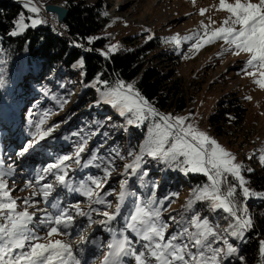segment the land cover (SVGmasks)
Returning <instances> with one entry per match:
<instances>
[{
	"label": "rangeland",
	"instance_id": "obj_1",
	"mask_svg": "<svg viewBox=\"0 0 264 264\" xmlns=\"http://www.w3.org/2000/svg\"><path fill=\"white\" fill-rule=\"evenodd\" d=\"M35 1L41 6L42 9L40 10H44L47 4L65 7V0ZM77 1L84 2L87 5L100 1L102 5L103 29L98 37L106 38V45L101 49L98 48V53L101 56H105L101 53L108 52V49L113 45L116 46V51L112 53H116L140 47L151 40L155 41V45L158 47L148 52V58L152 65L162 70L169 77L167 86H176V89L171 90L173 99L170 106L164 112L158 111L159 113L171 114L174 117H188V123L193 124L200 131L206 132L235 155L236 163L251 169H260L264 166L259 160V156L264 154V89L254 84L252 77L245 75V62L248 57L245 54L234 55L231 50H227V46L223 41L219 40L194 49L192 44L196 42L195 40H181L180 44L177 45L171 42L170 39L177 34L181 37L191 36L194 33L202 35L201 21L208 24L209 17L215 21L211 28L219 27L221 21L228 15L226 12L217 11L213 7L218 6L219 0H195V3H193V0ZM202 8L208 9L203 16L199 14ZM38 15L39 17H31L40 19L42 23L33 28L41 24L54 29H56L55 26H59L61 32L56 29L55 33L61 37L65 36L57 17L51 15L47 17L45 11ZM44 17L47 21L44 20ZM25 22L30 24V20L26 21L25 19ZM112 53H109V55ZM15 76L16 74L12 77L9 92L11 104L17 113L15 119L5 121L8 136L0 143V171H7L9 165L13 166L14 175L11 177L6 176L5 179L8 181L9 188L14 189L12 192L13 198L17 199V203L21 208L24 207L23 199L30 197L33 191L39 193L44 184H53L55 191L48 197L47 203L42 195L32 197V201H38L36 208L46 209L50 212L55 211L50 207L54 200L59 203L61 208H68L75 217L74 224L65 230L69 235L57 238L65 239L73 245L74 250L77 247L81 249L83 259L87 264H103L109 251L107 245L116 235V232L106 230L105 226L100 224L99 221L105 219L102 215L104 211L112 213L115 211L117 204H120V214L111 223L110 227L115 230L123 228L127 215V211H125L128 202L127 186L130 185V181L126 177H129L130 172H132L131 169H126L125 165L132 163L135 158L130 160L116 158V162L110 168L106 165L105 158L102 155H92L85 162L84 160L89 153V146L85 144L83 146L84 152L80 153L79 156L80 163L77 164L76 152L82 146L75 145L71 132L64 140H62L60 133L71 123L68 116L78 99L80 89L75 90L71 101L67 104L65 100H55L54 107L52 110L50 108L48 121L41 122V119L34 118L36 108H33L32 113H30V108L26 107L27 101L20 94V84L15 82L17 79H15ZM73 82L77 84L75 87L79 88L81 84L80 76L74 78ZM115 84L110 81L107 86L110 87ZM103 86V88L97 87L95 101L91 102L92 106H96L100 112L104 113L108 134L111 137L114 136L112 139L116 141L119 152L127 150L123 137L124 133L131 127L142 129V126L146 125L147 132L141 144L142 146L149 135V128L152 126L151 118L139 126L135 123L129 124L130 115L121 116L119 111L112 106L98 103L101 99V92L105 90V85ZM39 92L40 97L41 95H47L42 90ZM246 97H251V99ZM37 99V97L32 98L33 103ZM232 99L239 100L245 108L242 123L239 126H235L232 121L227 124H210L208 121L209 116L212 113L220 115L227 101ZM181 103L185 107L179 111ZM89 107L91 105L85 108L89 109ZM217 128L218 132L216 131ZM49 129L52 130L49 134L51 136L47 135L43 139H39L38 131L45 132ZM52 139L61 142L50 144L49 141ZM28 144H31L32 147L21 157L19 152ZM138 155H141V152ZM65 156H69L71 159L64 161L60 169H52L50 173L43 171L49 165L59 164ZM144 159L153 160L152 157L147 155H144ZM155 163L157 165L159 162L155 161ZM106 168H108L109 175L105 173ZM63 170L67 171L68 186L61 185L56 180V176L63 174ZM180 172L183 171L180 170ZM41 176L44 177L43 180H40ZM92 180L99 181L100 187L96 188L95 185H91ZM125 180L128 183L126 188L122 189L121 184ZM159 180L157 181L160 184L161 181L159 182ZM29 181L32 182L31 187H27ZM82 184L93 187L95 194L91 198L83 195L81 191L72 190L79 188ZM122 191L125 195L121 201L120 193ZM98 197L103 198L105 203H97ZM186 197L187 193L180 195L179 201L167 211V214L178 211L185 203ZM77 204L80 210L85 213L84 215L76 213L73 206ZM34 210L29 208V211ZM36 216L41 218L43 212H36ZM168 222L172 225L171 221ZM41 234L43 235L44 232L42 231ZM135 246L140 247L139 244ZM124 264H135L134 258L126 257ZM259 264H262V262Z\"/></svg>",
	"mask_w": 264,
	"mask_h": 264
},
{
	"label": "snow or ice",
	"instance_id": "obj_2",
	"mask_svg": "<svg viewBox=\"0 0 264 264\" xmlns=\"http://www.w3.org/2000/svg\"><path fill=\"white\" fill-rule=\"evenodd\" d=\"M24 7L37 15L40 12V7L32 0H26ZM213 7L228 14L219 27L211 28L215 21L209 17L208 24L201 21L202 35L194 33L181 37L177 34L170 38L171 42L179 45L181 40H195L192 48L198 49L207 43L223 41L227 50H231L234 55L245 54L248 57L245 62V75L252 77L253 83L264 89V0H219L218 6ZM207 11L208 9L202 8L199 14L203 16ZM28 19L30 24L26 23L24 15L20 14L10 35H19L26 28L42 23L38 18ZM92 39H89V43ZM115 51L116 46L113 45L108 52L101 54L107 57ZM80 66L83 67V60L80 61ZM97 83L105 85L98 103L112 106L121 116L130 115L129 124L135 123L139 126L150 118L152 121L149 135L140 148L141 155L136 156L132 163L126 164L125 168L136 172L144 155H147L170 166L174 164L185 174H203L209 183L193 190L192 199L185 206L186 211H191L197 202H207L213 211L223 210L233 218V222L223 231L233 237H242L244 231L252 226V219L247 215L246 207L240 208L237 205V185L230 183L228 177L231 176L239 182L245 198L255 193L246 186L247 181L241 174L243 165L236 163L235 155L206 132L188 123V117L159 113L134 84H126L120 80L109 87L107 81L99 80V76ZM51 131H38L39 139H43ZM31 147V144L25 145L19 155L23 157ZM82 152L84 147H80L76 152L77 164L80 163L79 156ZM69 159L71 157L65 156L59 164L49 165L43 171L50 173L52 169H60L61 164ZM259 160L264 164V154L259 156ZM14 172L12 165L8 166L7 171H0V264H87L81 249L77 247L74 250L73 245L65 239L57 238L69 235L65 230L74 224L75 217L72 212L68 208H61L55 200L50 205L55 211L51 212L36 208L38 201H32V197L42 195L47 203L48 197L55 191L54 185L46 183L39 193L33 191L30 197L23 199L24 207L21 208L17 199L13 198L14 189L9 188L5 179L6 176H13ZM105 173L110 174L107 169ZM144 175H147V172H144ZM66 177L67 171L63 170V174L57 175L56 180L59 184L68 186ZM43 179L41 176L40 180ZM127 183V180L123 181L121 188L125 189ZM91 185L99 188L100 182L92 180ZM91 185L82 184L72 190L81 191L83 195L91 198L95 194ZM31 186L32 182L29 181L27 187ZM124 195L122 191L121 201ZM167 199L168 197L157 200L153 194L149 199L137 203L120 230L110 227L120 214V204H117L114 212L102 213L105 219L99 223L104 225L106 230L116 232L107 245L109 251L103 264H124L126 257L134 258L135 264H222L223 259L237 253V249L221 234L220 226L214 225L209 218L202 217L196 211L188 217L181 216L179 220L175 216H169L168 221L178 229L169 232L172 225L162 217V208ZM96 202L104 204L105 200L98 197ZM73 207L78 215L85 214L78 204ZM29 208L35 210L29 211ZM38 211L43 212L41 218L36 216ZM238 212L243 215H238ZM219 241L226 247H213V244ZM136 244L140 247L137 248ZM260 254L264 259V242H261ZM239 259L243 260V257Z\"/></svg>",
	"mask_w": 264,
	"mask_h": 264
},
{
	"label": "trees",
	"instance_id": "obj_3",
	"mask_svg": "<svg viewBox=\"0 0 264 264\" xmlns=\"http://www.w3.org/2000/svg\"><path fill=\"white\" fill-rule=\"evenodd\" d=\"M64 6L69 10L65 22L61 24L62 31L65 32L64 37L56 34V29L45 27L43 24L36 28L28 27L23 33L11 36L10 33L15 27L14 22L20 14L24 15L26 21H29L28 18L31 16L39 15L31 13L22 4L0 0V143L8 136L5 121L15 119L17 113L11 104L9 92L12 77L16 74L15 82L20 84V94L27 101L26 107L30 108V113L36 108L34 118L41 119V122L48 121L55 100H65L67 104L75 90L80 89L78 99L68 116L71 123L64 128L60 136L64 140L71 132L76 146L83 147L85 144L89 146L85 162L92 155H102L110 168L116 162V158L130 160L138 156L147 127L146 125L142 126V129L131 127L126 131L123 137L127 150L119 152L116 141L112 139L114 136L108 134L104 113L96 106H92L91 101H95L97 87H104L103 84L97 83V77L99 76L100 81L108 83L122 80L126 84H134L141 95L161 112L170 106L173 99L171 90L176 89V86H167L169 77L152 65L148 58V52L158 47L154 40L131 50L112 53L107 57L98 53V48L106 45V38L98 37L103 29L100 1L87 5L77 0H65ZM90 38H93L91 43ZM79 44L83 46L77 47ZM81 60L83 67L80 66ZM78 76L81 82L79 88L75 87L77 84L73 82ZM40 90L47 95L40 97ZM36 97L38 99L33 103L32 98ZM89 105L91 107L86 109L85 107ZM184 107L181 103L179 111ZM244 109L239 100L232 99L227 101L220 115L212 113L208 121L212 125L232 121L235 126H239L244 120ZM216 131L218 132V128ZM49 142L53 144L61 141L52 139ZM155 161L159 163L156 165ZM248 169L251 168L243 165L242 175L247 181L246 186L255 195L245 198L239 182L229 177L230 183L237 185L235 196L237 205L240 208L246 207L247 215L252 219V226L244 231L242 237H233L224 232L229 223L233 222V218L223 210L213 211L207 202H197L191 211H186L185 206L192 199L193 190L209 183L206 176L201 173H181L174 164L170 166L157 159L143 157L138 171L134 174L130 172L129 177H126L130 181V185L127 186L126 217L137 203L149 199L153 194L157 200L168 197L162 208V217L165 221H168L170 215L179 220L181 216L188 217L196 211L202 217L209 218L214 225L220 226L221 234L237 249V253L223 259L222 264L260 262L264 264V259L260 256L261 242H264V166L251 171ZM144 172H147V175H144ZM158 179L161 181L160 184ZM185 193L187 197L183 206L178 211L167 214V211L179 201V196ZM238 215L243 213L238 212ZM175 230H178L177 226L172 224L169 232ZM213 247L226 246L219 241L213 244ZM239 257H243V260Z\"/></svg>",
	"mask_w": 264,
	"mask_h": 264
},
{
	"label": "water",
	"instance_id": "obj_4",
	"mask_svg": "<svg viewBox=\"0 0 264 264\" xmlns=\"http://www.w3.org/2000/svg\"><path fill=\"white\" fill-rule=\"evenodd\" d=\"M13 3H16V4H22L24 5L26 0H11ZM32 2L37 6V2L35 0H32ZM27 9V8H26ZM44 11L45 13H48V14H55L57 16V19L60 23H64L67 16H68V13H69V10L68 8L66 7H63V6H59V5H55V4H47L44 8ZM42 13V10H40L39 14ZM261 255V254H260Z\"/></svg>",
	"mask_w": 264,
	"mask_h": 264
},
{
	"label": "built area",
	"instance_id": "obj_5",
	"mask_svg": "<svg viewBox=\"0 0 264 264\" xmlns=\"http://www.w3.org/2000/svg\"><path fill=\"white\" fill-rule=\"evenodd\" d=\"M38 6L40 7V9H42L40 5H38ZM42 13H44V10H42ZM42 13H41V14H42ZM45 15H47V13H45ZM51 16H55V17H57L55 14H51ZM47 17H48V15H47ZM44 20L47 21L45 17H44ZM57 20H58V19H57ZM44 23H47V24L53 25L52 23H49V22H44ZM58 23H60V22L58 21ZM60 24H62V23H60ZM55 28L57 29V31H60V32H61V28H60L59 26H55Z\"/></svg>",
	"mask_w": 264,
	"mask_h": 264
},
{
	"label": "bare ground",
	"instance_id": "obj_6",
	"mask_svg": "<svg viewBox=\"0 0 264 264\" xmlns=\"http://www.w3.org/2000/svg\"><path fill=\"white\" fill-rule=\"evenodd\" d=\"M47 15H51V14H48V13H47ZM44 26H45V25H44ZM45 27H48V26H45ZM12 128H13V127H12Z\"/></svg>",
	"mask_w": 264,
	"mask_h": 264
}]
</instances>
